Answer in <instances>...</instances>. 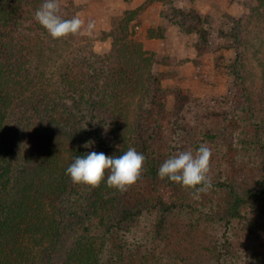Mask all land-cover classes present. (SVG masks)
Listing matches in <instances>:
<instances>
[{
    "label": "rangeland",
    "instance_id": "obj_1",
    "mask_svg": "<svg viewBox=\"0 0 264 264\" xmlns=\"http://www.w3.org/2000/svg\"><path fill=\"white\" fill-rule=\"evenodd\" d=\"M72 1L75 16L85 21L80 35L91 40L97 53L110 50V34L130 11L136 14L128 30L143 48L146 37L162 39L167 33L169 41L166 55L144 48L163 90L159 113H142L143 105L140 109L130 102L128 114L114 128L105 107L95 115L84 106L79 112L56 111L57 132L73 133L66 146L75 149L67 161L81 156L78 149L109 156L129 147L138 151L141 118L157 172L175 153L195 152L207 144L213 152L212 187L196 199L192 190L167 184L157 172L143 171L124 192L107 187L106 178L92 189L66 175L60 199L62 235L51 251L54 261L61 263L65 250L77 243L79 252H94L96 264H264V190L259 185L264 180V0ZM90 20L95 22L91 33ZM177 93L185 98L181 112ZM114 129L125 134L123 139L112 136ZM38 141L29 143L37 149ZM88 141L94 143L85 148ZM225 178L241 191L256 192L244 208L245 222L236 219L229 230L220 219L228 196L217 184ZM160 199L175 205L164 211Z\"/></svg>",
    "mask_w": 264,
    "mask_h": 264
},
{
    "label": "trees",
    "instance_id": "obj_2",
    "mask_svg": "<svg viewBox=\"0 0 264 264\" xmlns=\"http://www.w3.org/2000/svg\"><path fill=\"white\" fill-rule=\"evenodd\" d=\"M58 2L62 18L75 16L72 0ZM42 3L0 0V264H96L94 252H79L77 243L65 250L61 263L51 254L61 240L60 199L66 192L67 160L75 149L66 146L73 133L57 132L56 111L79 112L84 106L95 115L105 107L117 128L130 102L140 109L143 105L142 113H159L163 90L152 72L150 53L128 30L135 11L124 15L118 30L110 34V50L97 53L91 40L80 34L53 39L34 18ZM179 95L176 109L181 112L185 98ZM137 120L136 145L146 157L144 172L155 175L149 138L142 119ZM70 123L74 129L75 122ZM112 133L119 141L125 135L117 129ZM32 138L39 140L37 149L29 143ZM217 184L228 196L220 219L229 230L234 220L245 222L244 208L256 192L239 190L230 178ZM259 185L264 190V180ZM159 205L168 211L175 204L168 206L160 199Z\"/></svg>",
    "mask_w": 264,
    "mask_h": 264
},
{
    "label": "clouds",
    "instance_id": "obj_3",
    "mask_svg": "<svg viewBox=\"0 0 264 264\" xmlns=\"http://www.w3.org/2000/svg\"><path fill=\"white\" fill-rule=\"evenodd\" d=\"M34 18L53 39L78 35L85 26V21L78 16L62 18L58 0H43ZM94 27L95 22L88 21L89 33ZM93 143L94 141H88L84 147L87 148ZM212 155V149L207 144H201L195 152L179 151L160 165L158 178L192 190L193 197L199 199L200 193H206L212 187L209 176ZM145 162V155L134 147H129L118 156L92 151L76 156L65 174L74 184H84L92 189L98 188L106 178L107 187L124 192L140 180Z\"/></svg>",
    "mask_w": 264,
    "mask_h": 264
},
{
    "label": "crops",
    "instance_id": "obj_4",
    "mask_svg": "<svg viewBox=\"0 0 264 264\" xmlns=\"http://www.w3.org/2000/svg\"><path fill=\"white\" fill-rule=\"evenodd\" d=\"M137 0H131V4H134L136 3ZM149 27V26H148ZM143 45H144V48L147 49V50H150V51H153L155 54H165L168 53L167 52V48H168V41H169V38H168V34L166 33L165 34V37L162 38V39H156V38H143L141 39ZM171 45V44H170Z\"/></svg>",
    "mask_w": 264,
    "mask_h": 264
}]
</instances>
